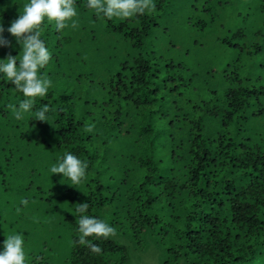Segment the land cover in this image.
I'll return each instance as SVG.
<instances>
[{"label":"trees","instance_id":"16d2710c","mask_svg":"<svg viewBox=\"0 0 264 264\" xmlns=\"http://www.w3.org/2000/svg\"><path fill=\"white\" fill-rule=\"evenodd\" d=\"M27 2L0 0L9 42L0 58L22 55L6 29ZM161 2L116 23L96 14L88 0H76L78 15L64 29L45 20L38 31L51 59L41 73L52 83L19 119L14 106L25 97L0 80V226L4 203L23 194L25 212L21 219L9 217L10 223L23 221L27 245L34 215L45 222L52 215L38 210H57L68 233L66 264H130L128 246L140 253L155 247L160 264H264V138L254 142L243 129L250 119H264L263 108L249 111L261 92L237 64L216 81L212 70L196 74L148 49ZM207 3L202 12L209 18L199 20L203 30L213 25L214 4ZM218 8L226 5L216 4L217 14ZM82 25L88 46L99 26L104 42L125 48L116 69L112 50L108 61L97 50L88 55L74 33ZM255 54L256 45L246 51L250 60ZM44 105L41 121L36 111ZM69 151L88 164L78 184L46 170ZM83 202L87 215L116 228L107 239L86 238L99 253L79 242L76 208ZM3 242L0 235V250ZM44 251H28L27 264H50Z\"/></svg>","mask_w":264,"mask_h":264},{"label":"rangeland","instance_id":"374dc122","mask_svg":"<svg viewBox=\"0 0 264 264\" xmlns=\"http://www.w3.org/2000/svg\"><path fill=\"white\" fill-rule=\"evenodd\" d=\"M207 2L214 4L210 9L214 18L213 25H209L203 30L199 28V20L209 18V12H202L203 8L208 6ZM263 3V0H184L181 3H177V0H162L159 25L155 27L153 35L147 41L148 49L156 52L167 62L184 64L196 74L202 75L204 72L212 70L215 72L213 80L216 81L220 80V73L223 70H225V74L234 64L241 66L242 77L250 79L251 83L255 84L257 90L261 92L258 96H253V103L249 107V111L264 109V5L263 10L260 8ZM156 4L159 5L160 0H157ZM216 4L226 5L225 10L218 8L217 14ZM130 17H112L111 19L117 23ZM86 28L90 31L88 25ZM84 29L85 27L82 25L80 34L73 32L79 35L80 44L87 47V51L90 52L88 55L97 50L96 56L102 61H106L107 55L112 50L114 55L112 68L116 69L117 63L125 59V48L116 44L112 45V42H104L102 40V37H105L104 32L99 26L95 29V44L88 46ZM70 34L73 35V33ZM74 37L77 38V36ZM230 43L233 45L229 46ZM255 45L256 54L250 60L246 57V51L255 50ZM257 46L262 47V51H259ZM76 51L79 50L76 48ZM238 58H240L239 62H237ZM243 127L254 142L259 143L258 138L262 136L264 138V119H250ZM47 159L50 158L47 156ZM50 169L51 165L46 167V170L51 173ZM47 185L50 187L51 183L49 182ZM14 198L17 200L4 203L5 222L0 226V235L3 240L16 232L23 233L24 236L23 221L17 220L11 224L9 217L21 219L25 209L21 206L20 201L24 202L25 196L19 194ZM38 211H45L52 215L49 216L47 222L42 214L34 215V225H31L34 234L30 244H25L26 254L28 251L45 250L44 252L50 257V264H66L65 256L69 240L62 218L56 214L58 211L54 208ZM25 220L27 219L25 218ZM128 247L130 264H160L159 251L155 247L150 246L144 253Z\"/></svg>","mask_w":264,"mask_h":264},{"label":"clouds","instance_id":"9594fccd","mask_svg":"<svg viewBox=\"0 0 264 264\" xmlns=\"http://www.w3.org/2000/svg\"><path fill=\"white\" fill-rule=\"evenodd\" d=\"M75 4L76 0H28L23 5L22 13L7 27V32L15 37L23 49L19 59L17 55L0 58V80L6 79L25 97L18 106H14L17 119L21 118L23 112L33 109L35 98L48 94L52 83L41 73V69L51 59V52L41 38L38 28L47 20L55 23L57 31L64 29L68 22H74L73 18L78 15ZM154 6L153 0H88V7L107 18L130 17ZM4 31L0 20V47L9 46L3 36ZM47 111V105L41 107L36 111V119L46 121ZM87 168V161L69 151L63 154L58 163L51 166L50 171L52 174H62L73 184H78L86 176ZM88 207V203L83 202L76 208L81 214L78 225V231L81 233L79 242L99 253L101 248L97 244L89 245L86 238L107 239L116 234V228L104 220L87 215ZM0 264H27L23 233L16 232L4 240L0 250Z\"/></svg>","mask_w":264,"mask_h":264}]
</instances>
